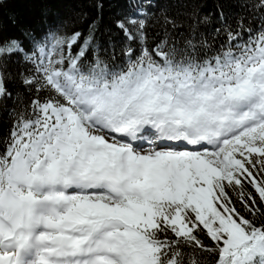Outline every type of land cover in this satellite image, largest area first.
Masks as SVG:
<instances>
[{
  "label": "snow or ice",
  "instance_id": "obj_1",
  "mask_svg": "<svg viewBox=\"0 0 264 264\" xmlns=\"http://www.w3.org/2000/svg\"><path fill=\"white\" fill-rule=\"evenodd\" d=\"M159 2L116 22L119 63L79 32L0 39V102L13 56L35 92L0 140V264H264V0L179 41L161 8L149 47Z\"/></svg>",
  "mask_w": 264,
  "mask_h": 264
},
{
  "label": "trees",
  "instance_id": "obj_2",
  "mask_svg": "<svg viewBox=\"0 0 264 264\" xmlns=\"http://www.w3.org/2000/svg\"><path fill=\"white\" fill-rule=\"evenodd\" d=\"M251 2L252 0H160L154 9L144 6V11L157 13L147 20L148 45L154 47L164 35L165 26L159 15L161 8L167 10L169 17L182 24L172 33L179 41L181 37L189 35V16L193 12L210 17V23L200 29L210 36L221 25L220 11L235 26L237 16L250 15L245 5ZM136 13V0H2L0 39L5 42L17 39L27 45L33 34L40 36L53 31L60 37L67 38L74 32H79L81 46L89 36L92 37L89 58L99 55L111 62L114 51L116 62L119 63L124 59L121 52L125 46L130 44L138 49L139 45L136 41L129 42L116 27V22ZM252 23L255 26L259 21L253 20ZM24 70L25 65L17 63L15 56L8 62L6 72L11 74V78L7 81V88L12 93V98L0 102V140L9 134L12 125L10 111L23 110L35 96L34 90L27 89L21 82L19 73ZM0 147L3 145L0 144Z\"/></svg>",
  "mask_w": 264,
  "mask_h": 264
}]
</instances>
